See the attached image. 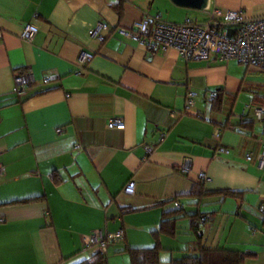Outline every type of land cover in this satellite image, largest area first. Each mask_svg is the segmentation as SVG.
<instances>
[{
    "label": "crops",
    "instance_id": "obj_1",
    "mask_svg": "<svg viewBox=\"0 0 264 264\" xmlns=\"http://www.w3.org/2000/svg\"><path fill=\"white\" fill-rule=\"evenodd\" d=\"M207 7L264 16V0ZM188 11L170 0H0V264L89 260L95 231H121L102 253L107 264H131L126 251L153 248L162 215L175 209L186 218L159 238L161 264L197 253L195 216L205 250L264 264V137L253 113L264 104V74L213 55L186 63L118 33L145 15L207 19ZM29 24L36 33L26 43ZM20 75L31 78L22 97ZM194 185L207 194L192 196Z\"/></svg>",
    "mask_w": 264,
    "mask_h": 264
},
{
    "label": "built area",
    "instance_id": "obj_2",
    "mask_svg": "<svg viewBox=\"0 0 264 264\" xmlns=\"http://www.w3.org/2000/svg\"><path fill=\"white\" fill-rule=\"evenodd\" d=\"M203 13L207 19L203 22H186L179 25L169 24L163 21L160 14L145 15L139 22L133 24L130 30L118 29L125 38L139 43L147 50L153 52H166L175 50L177 54L188 63L191 61H206L210 56H215L220 62L234 61L248 69L264 74V16L256 19H245L240 13L224 12L213 8H206ZM104 29L102 24L97 25L89 32L91 38H95L98 32ZM36 33L35 26H25L22 40L30 43ZM1 39V34H0ZM89 57L82 56L80 63H87ZM15 84L19 87L17 95L25 96L27 88L31 86L29 76L15 77ZM194 94L188 93L185 100V110L193 105ZM253 113L256 122L261 128L260 136L264 137V104L254 107ZM184 115V114H183ZM110 126L123 130L122 122L111 119ZM260 162L264 160V143L262 153L258 157ZM250 160V156L247 157ZM3 176V168L0 166V177ZM122 232L114 235H102L101 231H95L86 247L97 246V252L105 250L107 242L122 238Z\"/></svg>",
    "mask_w": 264,
    "mask_h": 264
},
{
    "label": "trees",
    "instance_id": "obj_3",
    "mask_svg": "<svg viewBox=\"0 0 264 264\" xmlns=\"http://www.w3.org/2000/svg\"><path fill=\"white\" fill-rule=\"evenodd\" d=\"M264 103V96L263 102ZM212 108L220 105L219 98L215 97L211 99ZM192 196L198 198L206 195L200 186L194 185L191 189ZM223 197L234 198L235 193L222 192ZM175 202V201H174ZM173 202V203H174ZM186 217L183 216L180 209H175L173 212L165 213L162 215V219L157 232L152 234L155 245L151 249L146 250H134L128 249L126 253L130 258L131 264H161L160 253L162 251L159 238L161 236L173 237L176 230V222ZM191 233L196 241L197 253L185 256L180 260H175L169 264H243L248 255L239 254L228 251H209L205 250L201 245L199 237L200 224L198 221H202L198 216L189 217ZM77 264H107V260L102 252L94 253L89 260L79 262Z\"/></svg>",
    "mask_w": 264,
    "mask_h": 264
},
{
    "label": "water",
    "instance_id": "obj_4",
    "mask_svg": "<svg viewBox=\"0 0 264 264\" xmlns=\"http://www.w3.org/2000/svg\"><path fill=\"white\" fill-rule=\"evenodd\" d=\"M175 6L179 8L204 11L207 8L208 0H170Z\"/></svg>",
    "mask_w": 264,
    "mask_h": 264
},
{
    "label": "rangeland",
    "instance_id": "obj_5",
    "mask_svg": "<svg viewBox=\"0 0 264 264\" xmlns=\"http://www.w3.org/2000/svg\"><path fill=\"white\" fill-rule=\"evenodd\" d=\"M181 10H183V9H181ZM188 12L192 15V17H195V16H201V14H203V13H201V12H196V11H188ZM192 17H191V19H193ZM242 67H243V66H242ZM243 103H244V102H241V100L238 101V103H237L236 106H235L236 112L241 110L242 105H244ZM245 105H246V104H245ZM246 106H247V105H246Z\"/></svg>",
    "mask_w": 264,
    "mask_h": 264
}]
</instances>
